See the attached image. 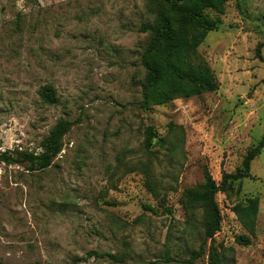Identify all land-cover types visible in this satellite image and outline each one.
I'll return each instance as SVG.
<instances>
[{"label": "rangeland", "instance_id": "1", "mask_svg": "<svg viewBox=\"0 0 264 264\" xmlns=\"http://www.w3.org/2000/svg\"><path fill=\"white\" fill-rule=\"evenodd\" d=\"M207 12L220 23L196 54L216 90L145 112L140 55L149 36L140 27L154 17L146 0H0V152L38 153L57 121L71 122L47 169L0 160V264H115L89 252L121 264H189L203 228L185 190L205 171L220 183L264 133V62L255 57L264 0H229L223 15ZM44 86L54 103L38 95ZM250 174L215 195L220 264H264V147ZM253 198L250 234L233 207ZM209 246L192 264H210Z\"/></svg>", "mask_w": 264, "mask_h": 264}, {"label": "trees", "instance_id": "2", "mask_svg": "<svg viewBox=\"0 0 264 264\" xmlns=\"http://www.w3.org/2000/svg\"><path fill=\"white\" fill-rule=\"evenodd\" d=\"M153 10L151 23L140 27L142 33L149 36L147 45L140 55V65L145 71L141 85V100L138 104L143 111L151 107L165 105L175 99L190 98L202 93L216 90L217 83L212 72L196 54V48L208 32L215 31L220 23L219 18L207 12L213 10L218 16L223 15L224 5L229 0H146ZM259 44L255 49V57L260 62ZM40 98L47 103L56 100L55 91L44 86L38 91ZM71 122L59 120L50 129L48 135L40 142L38 153L11 150L0 152L1 162L7 165H20L29 172L47 169L62 149V138L69 131ZM152 130H145V145H152ZM264 147V133L260 140L252 146L243 157L240 167L233 173H224L217 183L205 171L204 180L194 188L185 190L184 196L188 204L198 206L202 210L203 242L196 252H192L191 260L200 258L206 252L205 244L210 240L207 255L210 264H220V255L213 245V236L220 230L221 214L215 195L226 192L229 185L244 178L253 179L250 164ZM143 210L156 214L147 204L141 205ZM258 200L250 199L246 206L237 204L233 207L242 227L250 234L254 232L257 216ZM239 245H248L249 240L242 236L236 238ZM89 257L107 258L115 264L124 262L122 257L109 253L89 252Z\"/></svg>", "mask_w": 264, "mask_h": 264}]
</instances>
